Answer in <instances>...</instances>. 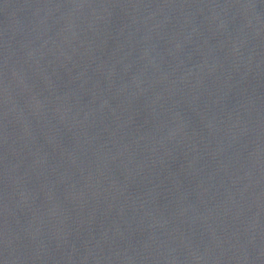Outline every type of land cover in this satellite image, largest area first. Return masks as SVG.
<instances>
[{
  "label": "water",
  "instance_id": "1",
  "mask_svg": "<svg viewBox=\"0 0 264 264\" xmlns=\"http://www.w3.org/2000/svg\"><path fill=\"white\" fill-rule=\"evenodd\" d=\"M0 264H264V0H0Z\"/></svg>",
  "mask_w": 264,
  "mask_h": 264
}]
</instances>
